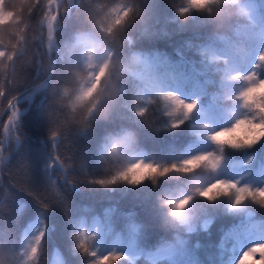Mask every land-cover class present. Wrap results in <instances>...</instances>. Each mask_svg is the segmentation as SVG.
I'll return each instance as SVG.
<instances>
[{
	"label": "trees",
	"instance_id": "1",
	"mask_svg": "<svg viewBox=\"0 0 264 264\" xmlns=\"http://www.w3.org/2000/svg\"><path fill=\"white\" fill-rule=\"evenodd\" d=\"M48 1L0 0V129L14 103L24 108L0 149V264H13L41 233L31 264H93L78 247L81 232L89 251L118 254V264H236L264 242V208L251 201L233 208L229 197L199 200L190 216L174 214L167 192L187 177L96 183L113 176L102 145L124 132L145 163L213 148L207 132L230 124L231 97L244 83L235 78H264V0H59L50 49ZM114 5L128 15L109 40L95 21ZM86 54L93 64L103 60L110 79L89 119L70 118L61 88L92 75ZM163 93L195 101L178 128L168 126L162 100L146 117L135 112ZM217 174L264 187V139L225 148Z\"/></svg>",
	"mask_w": 264,
	"mask_h": 264
},
{
	"label": "clouds",
	"instance_id": "2",
	"mask_svg": "<svg viewBox=\"0 0 264 264\" xmlns=\"http://www.w3.org/2000/svg\"><path fill=\"white\" fill-rule=\"evenodd\" d=\"M120 12L121 6L114 5L109 7L103 15L95 21L97 30L103 37H107L110 40L115 31L122 26L124 21H121L119 24L115 22L117 17L120 16ZM102 51L107 52L108 50L105 48L102 49ZM86 55L89 56V60L86 62V67L92 70V75L89 76L85 73L77 79L74 86H64L61 88V95L65 98V107L68 110L70 118L78 113H82L84 119H89L93 113L98 110L99 103L105 95L104 81L110 79L108 67L105 68L104 75L98 79L97 73H99L100 69L104 66L103 60L100 63L93 64L91 54ZM111 63V60L108 59V65H111ZM235 79L242 80L244 83L236 89L235 93L231 97L235 103L231 109L227 110V115L231 121L230 124L228 126L221 127L218 130L209 129L208 125H201L202 128L209 129L206 139L213 145L211 150L196 152L168 164L153 161L145 163L143 159L137 158V150L133 149V144L135 142L133 134L130 132H124L122 135L112 136L107 144L102 145L103 152L110 159V163L112 165L110 173L115 175L116 173L122 172L126 168L138 162L151 164L160 170L165 168L172 169L173 165L176 166V169H179L181 167H187V165H184V161H189L207 154H214L215 156L220 157L215 168L209 167L207 161H204L200 163L199 166L192 168L190 171L170 170L164 175H155L151 178L145 179L150 180L151 183L155 185L157 183V179L161 177H168L169 175L173 178L181 176L187 177L186 185L173 192H167L170 202L169 207H171L172 204L176 205L180 201H187L183 208L179 210L180 217L190 216L193 212L197 211L199 207V200L212 203L220 198L229 197L231 200V207L234 193L221 194L215 199L209 200L206 197L200 196L197 190L202 192L205 189L211 188L213 185L219 184L220 182L227 184L235 183L236 185L241 186L237 181L221 178L217 174L223 160L224 150L225 148L233 150L251 148L264 139V84L252 77L245 79L244 76ZM249 80L251 81V86H249ZM164 94L167 93L158 94L155 97L150 96L152 98L151 104H148L145 101L138 104V109L143 108L145 110V114L142 117L147 116L150 111V106H154L157 109L160 108V96ZM169 107L171 106L169 105L168 107H163V114L169 118V121L172 122L173 119L183 121L175 128L182 125L191 115L190 113L186 119L183 115H177L175 117L170 116L167 114ZM135 112L137 114V110ZM171 122L168 125L170 127ZM217 133L228 135L230 143L223 145L213 143L211 137ZM29 250L30 248L18 254V257L15 258L13 264H31L34 259L31 261L27 259ZM245 253H247V255ZM257 255L259 256V260H256ZM261 257H264V242L252 244L247 247L240 254L236 264H264V262L261 261ZM119 260H117L115 264H118Z\"/></svg>",
	"mask_w": 264,
	"mask_h": 264
},
{
	"label": "snow or ice",
	"instance_id": "3",
	"mask_svg": "<svg viewBox=\"0 0 264 264\" xmlns=\"http://www.w3.org/2000/svg\"><path fill=\"white\" fill-rule=\"evenodd\" d=\"M127 15H128V12L125 11L119 17H117L115 22L119 24L121 21H123V19ZM54 19L55 17L53 16L49 20V23H48V32H49L50 39L52 36V30H53L52 21ZM258 59L264 62V53L260 54ZM106 67L107 65L103 66L100 69V72L98 75H103ZM248 77H252L256 79L257 81L261 82L262 84H264V79H258L257 73H253L251 75L245 76V79H247ZM236 78H239V76H237ZM249 86H251L250 80H249ZM160 99L165 102V107H168L169 105L171 106L169 107V111L167 114L173 117L177 115H183L184 118L186 119L196 106L195 101L191 103H186L184 100L180 99L178 96H176L173 93H167V94L161 95ZM144 114H145V110L143 108L137 110V115L143 116ZM13 116H16V113H13ZM182 122L183 121L181 120L173 119L171 122V127L175 128ZM211 140L213 141V143H216L219 145L230 143V139L228 135L226 134L222 135L220 133H217L216 135L212 136ZM219 159H220L219 156H215L214 154H207L205 156H200L198 158H194L189 161H184L183 163L184 165H187V167H181L179 169H176V166L173 165L172 169L165 168L163 170H160L151 164H144L143 162H138L126 168L124 171L116 173L110 179L97 180L96 183L107 186V185L114 184L119 180V181L127 182L129 184H138L145 178H151L155 175H164L170 170L190 171L192 168L199 166V164L204 161H207V164L209 167L215 168ZM197 191L199 192L200 196L206 197L209 200L215 199L221 194L234 193V198L232 200L233 208H236L237 206L241 205L242 203L246 201H251L252 203L259 205L261 208H264V187L251 188L248 185L238 186L235 183L227 184L224 182H220L219 184L213 185L211 188L205 189L202 192L199 190ZM186 202L187 201L178 202L175 205L176 211L174 214H179V210L183 208ZM41 239H42V233L41 235H37L35 237V242L31 245L30 250L28 252V256H27L28 260H33L37 256V253L39 250V243ZM85 244H86L85 234L81 232L78 247L81 249L82 252H85L89 256L95 258L93 260V264H115L117 260L121 259L120 255L114 254V253H108L103 256H97L96 252L89 251L88 247H86ZM245 254L247 255V253ZM261 261L264 262V257H261Z\"/></svg>",
	"mask_w": 264,
	"mask_h": 264
},
{
	"label": "rangeland",
	"instance_id": "4",
	"mask_svg": "<svg viewBox=\"0 0 264 264\" xmlns=\"http://www.w3.org/2000/svg\"><path fill=\"white\" fill-rule=\"evenodd\" d=\"M54 1L55 0H49L48 4H52L54 6ZM55 8V7H54ZM48 23L49 20L44 21V25H45V36H44V46L45 48L50 49L51 47V42H52V38H49V32H48ZM52 37V36H51ZM233 72H235V68L231 69ZM264 79V78H261ZM31 95H26L25 98H21L22 99H30ZM24 111V108H19L17 103H14L10 109V114L8 116V118L6 119V121L4 122V125L2 127V136H1V140H0V149L1 147L7 143V141H9V139L11 138V134L14 130H16V119L18 117V115ZM13 113H16V116H13Z\"/></svg>",
	"mask_w": 264,
	"mask_h": 264
},
{
	"label": "water",
	"instance_id": "5",
	"mask_svg": "<svg viewBox=\"0 0 264 264\" xmlns=\"http://www.w3.org/2000/svg\"><path fill=\"white\" fill-rule=\"evenodd\" d=\"M54 7H55V12H54V14H53V16L55 17V19H56V17H57V13H58V8H59V0H55L54 1ZM52 16V17H53ZM55 19L52 21V23H53V30H52V40H53V42H54V45H55V47H56V43H55V41H56V38H55V30H54V21H55ZM52 70V68L50 69V71ZM8 108V106L5 108V110Z\"/></svg>",
	"mask_w": 264,
	"mask_h": 264
}]
</instances>
